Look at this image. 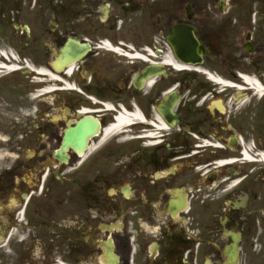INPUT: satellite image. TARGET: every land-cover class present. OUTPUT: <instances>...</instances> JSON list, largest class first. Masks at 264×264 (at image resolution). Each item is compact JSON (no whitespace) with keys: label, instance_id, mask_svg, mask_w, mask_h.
Masks as SVG:
<instances>
[{"label":"flooded vegetation","instance_id":"af4514ba","mask_svg":"<svg viewBox=\"0 0 264 264\" xmlns=\"http://www.w3.org/2000/svg\"><path fill=\"white\" fill-rule=\"evenodd\" d=\"M0 98V264H264V0H0Z\"/></svg>","mask_w":264,"mask_h":264},{"label":"rangeland","instance_id":"374dc122","mask_svg":"<svg viewBox=\"0 0 264 264\" xmlns=\"http://www.w3.org/2000/svg\"><path fill=\"white\" fill-rule=\"evenodd\" d=\"M24 23H27L26 20H23ZM10 44V43H9ZM27 76L25 78V83L24 85L26 84L27 85V90L30 91V90H33L32 88H34L36 86L35 84V80H36V77H34V74L33 73H26ZM25 85V86H26ZM0 111H3V109L8 105L6 103V98L5 100H1L0 98ZM43 105V104H42ZM65 113L66 114V110L64 109L63 106H61V116H62V113ZM56 118H59L60 117V114H56ZM70 118V114L68 115ZM63 117V116H62ZM16 119H18L19 121H21V116H18V115H10V113H7V112H2L0 113V141H6V130H7V126L11 124V121H16ZM5 154L4 152H1V155L0 157H4Z\"/></svg>","mask_w":264,"mask_h":264},{"label":"water","instance_id":"95a60500","mask_svg":"<svg viewBox=\"0 0 264 264\" xmlns=\"http://www.w3.org/2000/svg\"><path fill=\"white\" fill-rule=\"evenodd\" d=\"M173 41V40H172ZM174 42V41H173ZM174 46L176 47V54L179 56V57H183V54H184V52H186L185 50H183L181 47H180V44L178 43V41H175V43H174ZM86 134V133H85ZM79 136H81V138L80 139H82L83 140V138H85V136H83V133H81V135H79ZM65 144L67 145V144H71V143H73L76 139H77V137H75V131H74V129H69L68 131H67V133H66V135H65Z\"/></svg>","mask_w":264,"mask_h":264},{"label":"bare ground","instance_id":"6f19581e","mask_svg":"<svg viewBox=\"0 0 264 264\" xmlns=\"http://www.w3.org/2000/svg\"><path fill=\"white\" fill-rule=\"evenodd\" d=\"M167 63H169L170 65H177V63H176V61H175V58H172V56H171V54H169L168 56H167ZM8 70L9 71H12V70H14V68H8ZM71 70H69V72H70ZM40 72L41 73H45L43 70H40ZM59 79L60 77L57 75H52L51 74V80H53V79ZM68 88V87H67ZM50 90H52V87H47V89H46V91H43V93H47L48 91H50ZM85 111V110H84ZM84 111H82L81 112V114H83V112ZM124 119V117L123 116H121L118 120V122L120 123V122H122V120ZM118 126H116L115 128H117Z\"/></svg>","mask_w":264,"mask_h":264}]
</instances>
